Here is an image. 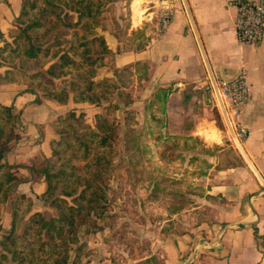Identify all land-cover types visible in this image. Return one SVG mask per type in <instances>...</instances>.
Instances as JSON below:
<instances>
[{
  "label": "crops",
  "instance_id": "crops-1",
  "mask_svg": "<svg viewBox=\"0 0 264 264\" xmlns=\"http://www.w3.org/2000/svg\"><path fill=\"white\" fill-rule=\"evenodd\" d=\"M21 1L0 0V46L4 40H11L8 32L16 25ZM133 1L129 0L126 7L128 26L122 36H117L115 22L111 29H96L103 35L108 52L95 80L111 78L115 69L147 61L148 78L157 81V89L173 86L181 90L195 85L204 104L201 83L205 64L223 77L233 76L244 65L250 89L239 116L247 128L245 140L235 149L240 164L219 170L223 180L207 190L218 200L211 204V216L187 224L188 227L175 222L178 231L174 227L157 231L150 251L162 264H264V38L256 45L238 41L233 0H168L173 5L171 21L160 35L151 36L144 28L142 14L158 0H138L135 8ZM136 31L151 40L139 49L133 47L132 33ZM5 68L0 66V74ZM86 103L70 98L59 103L38 92L26 91L23 82L0 81V106H12L21 123L20 139L7 148L3 161L18 166L22 179L12 191L30 197L33 206L39 201L45 182L41 177L35 178L30 168L51 155L49 141L57 138L51 122L64 116L68 109L77 113V108ZM11 211V206L0 208V234L9 229ZM145 233L152 235L150 231ZM86 246L92 252L83 264H127L111 262V252L100 234L87 239Z\"/></svg>",
  "mask_w": 264,
  "mask_h": 264
},
{
  "label": "trees",
  "instance_id": "trees-1",
  "mask_svg": "<svg viewBox=\"0 0 264 264\" xmlns=\"http://www.w3.org/2000/svg\"><path fill=\"white\" fill-rule=\"evenodd\" d=\"M113 5V0H22L16 25L8 32L11 41L4 40L0 46V66L6 67L0 81L23 82L26 91L42 90V96L63 104L70 98L98 106L115 92L121 93L120 88L128 83L124 78L139 75L149 64L141 61L132 69H115V80L94 79L108 52L103 35L96 29H103L101 13ZM127 26L128 22L124 30ZM145 44L136 42L135 48ZM212 114L219 126L218 114ZM17 120L12 106H0V205L22 179L18 166L3 161L8 143L19 139ZM51 125L58 135L49 141L51 155L30 170L45 182L39 198L48 201L54 213L33 211L31 201L15 200L9 229L0 235V264H80L83 245L77 242L78 232L90 237L101 230L98 220L109 219L106 170L115 155V124L95 112L89 125L83 112L68 110ZM68 150L75 155L70 156ZM73 157L83 164H74Z\"/></svg>",
  "mask_w": 264,
  "mask_h": 264
},
{
  "label": "rangeland",
  "instance_id": "rangeland-1",
  "mask_svg": "<svg viewBox=\"0 0 264 264\" xmlns=\"http://www.w3.org/2000/svg\"><path fill=\"white\" fill-rule=\"evenodd\" d=\"M113 3L115 5L110 11L101 13V22L104 30L111 29L113 23L118 22L117 36L120 37L128 22V11L125 0H113ZM144 25L153 36L148 23ZM132 34L135 43L151 41L140 31ZM148 69H142L139 75L126 76L124 82L128 83L125 88H120L121 93L115 92L101 100L100 105L86 103L84 107L77 108L78 112L84 113V121L89 125L93 124L94 113L100 112L116 126L115 155L106 170V214L109 219L106 222L98 220L101 230L95 233L100 234L111 252V262L157 264L160 259L150 251V243L157 238V231H167L174 227L175 222L188 227L187 224L209 218L213 208L211 204L218 200L217 195L206 193L207 190L223 180L219 170L240 164L237 149L215 128H220L221 123L216 125L214 114L202 103L200 90L191 84L181 90L173 86L157 89V81L148 78ZM38 93L42 95V90ZM212 129L217 136L207 140L205 133ZM15 131L20 139L21 123L18 120ZM17 141L11 140L7 148ZM67 153L75 155L71 150ZM72 162L79 167L83 164L74 157ZM8 196L0 208L12 207L15 200L22 198L31 201L30 197L17 195L12 189ZM32 208L47 215L54 213L48 201L40 198ZM173 230L180 229L174 227ZM145 231L152 232V235ZM95 234L83 237L78 232L77 242L83 245L80 264L92 252L86 242Z\"/></svg>",
  "mask_w": 264,
  "mask_h": 264
},
{
  "label": "built area",
  "instance_id": "built-area-1",
  "mask_svg": "<svg viewBox=\"0 0 264 264\" xmlns=\"http://www.w3.org/2000/svg\"><path fill=\"white\" fill-rule=\"evenodd\" d=\"M236 8L234 29L241 44L256 45L264 38V0H233ZM142 15V21L152 28L153 36L160 35L171 21L173 5L168 0L154 2ZM246 68L240 65L231 77L217 75L205 64L201 89L204 105L215 111L221 123L218 132L238 149L247 136V128L239 119L249 99L250 89Z\"/></svg>",
  "mask_w": 264,
  "mask_h": 264
},
{
  "label": "bare ground",
  "instance_id": "bare-ground-1",
  "mask_svg": "<svg viewBox=\"0 0 264 264\" xmlns=\"http://www.w3.org/2000/svg\"><path fill=\"white\" fill-rule=\"evenodd\" d=\"M138 0H134L133 1V8H135V6H136V4H138ZM206 135H205V137L204 138H208L207 140H213V139H215L216 138V132L212 129L210 132H208V133H205Z\"/></svg>",
  "mask_w": 264,
  "mask_h": 264
}]
</instances>
